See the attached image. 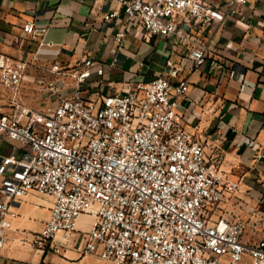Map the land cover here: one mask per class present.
I'll return each instance as SVG.
<instances>
[{
	"label": "built area",
	"instance_id": "2783aa9c",
	"mask_svg": "<svg viewBox=\"0 0 264 264\" xmlns=\"http://www.w3.org/2000/svg\"><path fill=\"white\" fill-rule=\"evenodd\" d=\"M105 20L121 19L118 50L134 28L150 36L175 35L190 44L195 68L204 65L211 43L189 31H203L233 15L210 0H110ZM36 34L34 23L23 27ZM115 56L111 66H115ZM171 64V63H170ZM106 64L87 56L75 68L55 62L45 79L52 103L43 109L0 108V137L24 147L0 162V251L12 230L17 203L31 191L54 197L40 231H18L23 244L62 253L81 231L84 251L115 264H264V235L244 237L246 223L220 213L240 181L207 157L205 145L187 129L178 109L190 89L179 68L168 76L138 80L125 92L87 96L83 85ZM24 59L0 58L1 82L18 95L27 76ZM75 81L68 84L65 78ZM176 79V80H174ZM93 219L79 230V219Z\"/></svg>",
	"mask_w": 264,
	"mask_h": 264
},
{
	"label": "crops",
	"instance_id": "0c3cea01",
	"mask_svg": "<svg viewBox=\"0 0 264 264\" xmlns=\"http://www.w3.org/2000/svg\"><path fill=\"white\" fill-rule=\"evenodd\" d=\"M210 2L222 12L230 8V0ZM115 7L117 3L110 0H0V58L28 62L27 76L13 100V92L0 79L2 111L13 114L15 103L37 110L52 103L45 79L56 77L50 71L55 62L69 69L87 56L104 62L105 73L94 74L83 85L85 94L93 98L128 91L138 80L168 76L171 67L179 68L178 78L190 82L178 109L187 129L203 142L209 159L220 163L231 179L240 181L239 190L227 195L220 213L242 219L246 226H263L264 0L238 4L233 15L203 31L188 30L212 45L208 61L200 68H195L189 55L191 44L175 35L150 36L134 28L118 50L115 35L123 22L103 17ZM27 22L34 23L36 34L24 31ZM115 56L118 62L111 66ZM74 81L71 76L65 78L68 84ZM23 150L21 144L0 137V162ZM53 203V196L37 191L17 203L0 264H115L98 253L85 252L81 231L74 232L71 246L62 253L23 244L18 231H40ZM92 224L93 219L84 215L77 227L90 230Z\"/></svg>",
	"mask_w": 264,
	"mask_h": 264
},
{
	"label": "rangeland",
	"instance_id": "374dc122",
	"mask_svg": "<svg viewBox=\"0 0 264 264\" xmlns=\"http://www.w3.org/2000/svg\"><path fill=\"white\" fill-rule=\"evenodd\" d=\"M264 234V225L257 227L246 226L244 230V237L249 241H256Z\"/></svg>",
	"mask_w": 264,
	"mask_h": 264
}]
</instances>
